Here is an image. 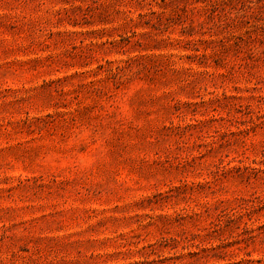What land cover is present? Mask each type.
<instances>
[{
    "label": "rangeland",
    "instance_id": "rangeland-1",
    "mask_svg": "<svg viewBox=\"0 0 264 264\" xmlns=\"http://www.w3.org/2000/svg\"><path fill=\"white\" fill-rule=\"evenodd\" d=\"M0 264H264V0H0Z\"/></svg>",
    "mask_w": 264,
    "mask_h": 264
}]
</instances>
